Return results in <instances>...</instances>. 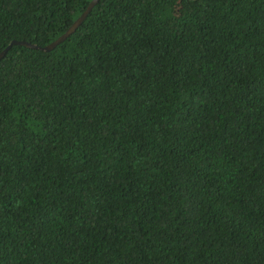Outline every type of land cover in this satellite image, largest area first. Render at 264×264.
<instances>
[{
	"label": "trees",
	"instance_id": "trees-1",
	"mask_svg": "<svg viewBox=\"0 0 264 264\" xmlns=\"http://www.w3.org/2000/svg\"><path fill=\"white\" fill-rule=\"evenodd\" d=\"M90 0H0V51ZM0 264H264V0H98L0 59Z\"/></svg>",
	"mask_w": 264,
	"mask_h": 264
},
{
	"label": "water",
	"instance_id": "water-1",
	"mask_svg": "<svg viewBox=\"0 0 264 264\" xmlns=\"http://www.w3.org/2000/svg\"><path fill=\"white\" fill-rule=\"evenodd\" d=\"M98 0H90L89 3L87 4L86 8L80 13V15L69 25V27L61 33L58 37H56L54 40L50 41L49 43L41 46L37 45L36 43H32L30 41L26 40H18V39H12L1 51H0V59L5 55L6 51L8 48L13 44V43H20V44H25L27 46L31 47H39L44 50H49L53 48L56 44L64 40L71 32H73L76 27L83 21V19L86 17L90 9L93 7V5L97 2Z\"/></svg>",
	"mask_w": 264,
	"mask_h": 264
}]
</instances>
